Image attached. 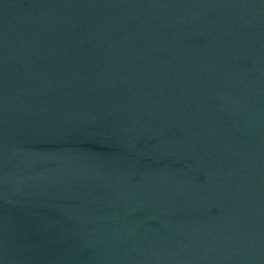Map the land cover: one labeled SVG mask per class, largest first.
<instances>
[{"label": "water", "instance_id": "water-1", "mask_svg": "<svg viewBox=\"0 0 264 264\" xmlns=\"http://www.w3.org/2000/svg\"><path fill=\"white\" fill-rule=\"evenodd\" d=\"M0 264H264V0H0Z\"/></svg>", "mask_w": 264, "mask_h": 264}]
</instances>
